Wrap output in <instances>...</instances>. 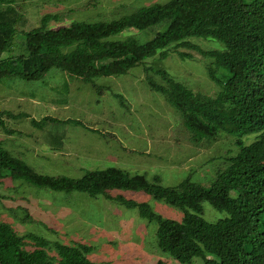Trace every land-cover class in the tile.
Here are the masks:
<instances>
[{
  "label": "trees",
  "instance_id": "16d2710c",
  "mask_svg": "<svg viewBox=\"0 0 264 264\" xmlns=\"http://www.w3.org/2000/svg\"><path fill=\"white\" fill-rule=\"evenodd\" d=\"M15 2L0 0V80L37 81L51 69H58L89 84L146 66L151 58L164 60L171 49L194 51L210 60L206 71L219 87L216 96L194 93L165 70L153 67L144 71L159 75L162 83L147 77V84L180 112L183 138L188 144L203 148L225 134L235 138L239 151L227 158L226 166L205 189L190 178L164 186L159 176L149 181L144 175L116 167L88 171L79 179L42 175L12 156L0 141V181L10 178L53 192L103 196L136 209L140 218L156 226L158 250L179 264H191L194 258L204 264H264V0H169L110 21H73L57 30L48 24L59 21L60 15L46 14L39 27L23 32L25 54L17 60H4L2 54L11 48L17 26L24 22L13 6ZM129 31L135 34L111 39ZM147 33L153 36L142 39ZM191 39L215 40L222 49L203 50ZM177 54L181 60L192 58L189 53ZM14 62L20 63V69H14ZM115 97L122 104L121 95ZM3 116L29 117L1 110L0 127L9 135L13 131L5 129ZM50 121L55 120L44 117L32 119L30 124L41 129ZM247 136H254V140L245 145L241 138ZM114 191L144 193L183 217L181 221L163 218L149 204L113 196ZM205 203L225 216L216 222L206 221ZM24 239L36 248L27 251ZM45 246L33 235L19 237L10 225L0 221V264H96L87 257L91 247L57 244L55 257H51Z\"/></svg>",
  "mask_w": 264,
  "mask_h": 264
},
{
  "label": "rangeland",
  "instance_id": "374dc122",
  "mask_svg": "<svg viewBox=\"0 0 264 264\" xmlns=\"http://www.w3.org/2000/svg\"><path fill=\"white\" fill-rule=\"evenodd\" d=\"M168 1L16 0L13 6L24 22L17 26L11 48L1 58L17 60L23 56V32L39 27L46 14L60 15L59 21L48 24V28L57 30L73 21H110L135 9ZM134 34L118 33L111 39ZM152 36L147 33L141 38ZM191 42L203 50L222 49L219 42L211 39ZM43 47L47 48V44L43 43ZM177 52L189 53L192 58L181 60ZM18 62L13 63L14 69H20ZM209 62L194 51L171 49L164 60L151 58L146 66L89 84L58 69H51L37 81L5 77L0 80V111L29 117L3 116L5 129L14 134L9 135L0 127V141L12 156L42 175L79 179L88 171L116 167L132 175H144L149 181L159 176L164 186H175L190 178L208 189L217 171L226 166L227 158L239 151L235 138L220 134L198 149L188 144L183 138L180 112L167 103L165 96L152 91L146 81L150 77L160 84L162 79L144 70H165L192 92L214 97L219 87L207 75ZM115 95H121L123 105ZM44 117L55 121L46 122L41 129L30 124L32 119L40 121ZM241 139L248 145L254 136ZM111 194L145 202L166 219L181 221L183 217L176 209L141 192ZM224 216L204 204L206 221L216 222ZM0 221L10 225L19 237L33 235L42 239L51 257H55L57 244L84 245L92 248L87 257L96 264H179L158 250L154 224L140 218L136 209L125 208L103 196L53 192L4 178L0 181ZM23 244L27 251L36 248L27 239ZM191 264L204 263L194 258Z\"/></svg>",
  "mask_w": 264,
  "mask_h": 264
},
{
  "label": "crops",
  "instance_id": "0c3cea01",
  "mask_svg": "<svg viewBox=\"0 0 264 264\" xmlns=\"http://www.w3.org/2000/svg\"><path fill=\"white\" fill-rule=\"evenodd\" d=\"M3 143V142H2Z\"/></svg>",
  "mask_w": 264,
  "mask_h": 264
}]
</instances>
